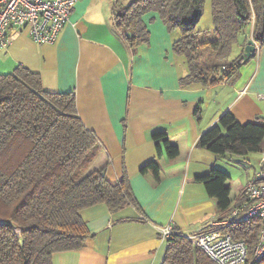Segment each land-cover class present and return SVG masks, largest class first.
I'll use <instances>...</instances> for the list:
<instances>
[{
  "label": "crops",
  "instance_id": "crops-1",
  "mask_svg": "<svg viewBox=\"0 0 264 264\" xmlns=\"http://www.w3.org/2000/svg\"><path fill=\"white\" fill-rule=\"evenodd\" d=\"M131 1L78 0L55 44H36L12 28L8 48L0 52V74L24 66L40 74L46 91L74 93L77 112L100 148L91 168L105 166L112 183L126 171L141 207L112 213L98 204L82 210L92 235L82 249L55 254L53 264H162L167 240L161 227L173 224L188 235L220 217L217 199L196 178L213 168L227 172L234 206L260 169L261 152L219 156L198 140L227 111L242 123L264 122V46L255 42L256 52L237 78L184 86L188 69L173 51L179 30L170 31L158 14L148 13L150 41L134 50L116 27V5ZM213 26L212 0H206L196 29ZM252 34L253 26L250 39ZM157 132H166L180 150L173 161L165 154L160 158L159 180L141 172L157 156L152 139Z\"/></svg>",
  "mask_w": 264,
  "mask_h": 264
},
{
  "label": "trees",
  "instance_id": "trees-1",
  "mask_svg": "<svg viewBox=\"0 0 264 264\" xmlns=\"http://www.w3.org/2000/svg\"><path fill=\"white\" fill-rule=\"evenodd\" d=\"M205 2L132 0L116 5L114 22L135 50L150 41L145 15L158 14L170 31L181 33L173 51L188 69L182 85H215L237 78L247 63L241 56L250 27L252 39L264 46V0H212L214 26L197 31ZM152 139L157 156L141 172L159 180L160 158L165 154L173 161L180 150L166 132ZM198 146L219 156L262 152L264 122L242 123L227 111L200 136ZM99 150L95 133L77 112L74 93L46 91L40 74L24 66L0 74V264H53L55 254L82 249L92 235L80 215L86 208L105 204L112 213L129 205L141 210L126 171L112 183L105 166L91 168ZM229 179L218 168L196 178L217 199L220 217L232 209ZM244 200L245 192L239 202ZM261 228L257 218L228 227L246 242L248 264H264V254L256 259L255 253ZM162 264L216 263L174 227Z\"/></svg>",
  "mask_w": 264,
  "mask_h": 264
},
{
  "label": "built area",
  "instance_id": "built-area-1",
  "mask_svg": "<svg viewBox=\"0 0 264 264\" xmlns=\"http://www.w3.org/2000/svg\"><path fill=\"white\" fill-rule=\"evenodd\" d=\"M78 0H0V52L10 44L12 28L25 31L36 44H55L69 22ZM246 89L242 93H245ZM260 169L244 189L245 200L232 206L225 217H218L187 237L216 264H248V247L228 230L234 222L257 218L262 223L256 259L264 254V149ZM174 225L159 229L162 239L174 232Z\"/></svg>",
  "mask_w": 264,
  "mask_h": 264
},
{
  "label": "water",
  "instance_id": "water-1",
  "mask_svg": "<svg viewBox=\"0 0 264 264\" xmlns=\"http://www.w3.org/2000/svg\"><path fill=\"white\" fill-rule=\"evenodd\" d=\"M255 52H256L255 41L253 39H249L245 47V51L241 56L242 62L243 63L248 62L253 57Z\"/></svg>",
  "mask_w": 264,
  "mask_h": 264
},
{
  "label": "rangeland",
  "instance_id": "rangeland-1",
  "mask_svg": "<svg viewBox=\"0 0 264 264\" xmlns=\"http://www.w3.org/2000/svg\"><path fill=\"white\" fill-rule=\"evenodd\" d=\"M252 166L257 167V162L255 163V161H253V162H252ZM252 170H254V169H251L250 172H251ZM238 173H239V175H240V178H241V177H245V175H246V173H245L244 171H240V172H238Z\"/></svg>",
  "mask_w": 264,
  "mask_h": 264
}]
</instances>
